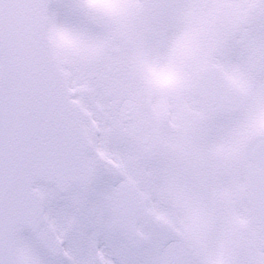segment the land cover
Listing matches in <instances>:
<instances>
[{"label":"snow or ice","instance_id":"obj_1","mask_svg":"<svg viewBox=\"0 0 264 264\" xmlns=\"http://www.w3.org/2000/svg\"><path fill=\"white\" fill-rule=\"evenodd\" d=\"M0 264H264V0H0Z\"/></svg>","mask_w":264,"mask_h":264}]
</instances>
